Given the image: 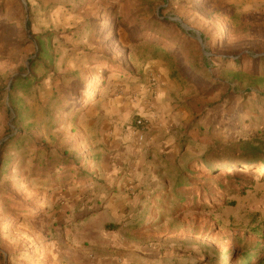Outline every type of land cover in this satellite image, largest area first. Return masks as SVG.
Returning <instances> with one entry per match:
<instances>
[{
  "label": "rangeland",
  "instance_id": "374dc122",
  "mask_svg": "<svg viewBox=\"0 0 264 264\" xmlns=\"http://www.w3.org/2000/svg\"><path fill=\"white\" fill-rule=\"evenodd\" d=\"M245 54L264 56V0H0V145L20 132L25 146L3 155L0 264H214L241 243L264 245V183L224 208L211 193L174 211L163 194L187 163L196 182L204 177L196 160L211 138L253 137L264 122V83L248 75L260 68L243 62L245 100L203 76L216 80L212 66ZM31 74L29 93L11 96L21 113L13 122L7 92ZM156 104L178 120L181 143L142 157L149 140L133 123L147 127ZM61 159L79 165H52ZM79 169L93 177L77 181Z\"/></svg>",
  "mask_w": 264,
  "mask_h": 264
},
{
  "label": "trees",
  "instance_id": "16d2710c",
  "mask_svg": "<svg viewBox=\"0 0 264 264\" xmlns=\"http://www.w3.org/2000/svg\"><path fill=\"white\" fill-rule=\"evenodd\" d=\"M170 23L173 24L172 22ZM41 51L43 50L39 48L38 56ZM243 62L249 64L252 70L260 68L261 71H263L262 73L255 74L253 72H249L248 75H259L260 82L264 83V56H254L251 54L242 55L234 60L226 59L225 57L221 58L219 64L212 66V68L218 71L216 74V80H212V77L214 76H210L207 72L203 75L204 79L210 80V84L212 85L211 90L225 88L227 94H233L234 96L235 94H238L237 98L239 100L240 98H242V100L248 99L252 95V88H245L243 95H241L240 91H238V87L242 83L241 77L245 73L243 70ZM40 63L42 62L38 60V57L34 60H30L28 62L29 70H36L40 66ZM229 63H232L233 66H227ZM204 68L205 71L209 69L207 62L204 63ZM71 75L76 76V72ZM34 79L35 77L32 74L29 76L18 75L14 78V83L7 92V101L11 102L13 107L8 111V113H13V122L18 123L21 121V113L16 110V101L12 102L11 96L16 93H22L23 95L29 93L33 84L38 83L37 81H34L33 83L32 81ZM78 83L76 91H80L85 94L86 86L83 82L79 81ZM252 117L256 118L255 114H252ZM137 120L139 119H135L133 123L134 129L144 130L145 124L137 126ZM52 127L55 128V126ZM254 131L255 135L247 138L241 137L240 132L237 131L239 135H237L234 142L228 141L224 143L220 139L211 138L212 140L210 141L208 149L200 159L196 160V163L199 165V172H203L204 175L199 182L194 180V176L197 175V172H190L188 163L182 171L178 170L177 175L172 178L170 190L163 192V194L171 198L168 202L171 201L174 211L181 210L187 201L189 204H192L193 207H196L198 201L210 199L211 193H221V195H223L222 201L216 202L217 206L223 208L231 207L235 205V200L233 198L244 196L246 191L253 187L254 180L264 183L263 173L258 174L259 172L254 170L264 169V122L260 123ZM208 134L209 132L206 133V137ZM23 142L24 139H22L20 132H18L16 135L9 137L7 141L0 145V174L8 173L11 165V163L7 164L4 161L3 155L5 150L15 148L16 151H23L25 147ZM184 145L185 141L183 140L181 148ZM26 153L27 151L22 152L21 155L23 159L19 163V167L24 163ZM60 162L61 164L54 162L52 165L56 167H77L79 165L78 162L75 163L72 159H61ZM44 168L45 167L43 166L41 167L42 170H44ZM175 168L177 167L175 166ZM226 170H230V173L223 174L222 176L218 175ZM67 174V170H61L59 176L62 181V185L67 180ZM92 177L93 176L87 177V175L81 172L80 169L76 172L77 181L87 178L91 179ZM196 183H198V185ZM193 188L196 189L198 194L194 193L195 191ZM161 201L163 200L161 199ZM198 208L200 210H204L208 209V206L204 203L198 206ZM143 223L144 221L136 223L132 230L143 229ZM152 225H154V223H152ZM104 228L107 231L117 230V226L111 223L106 224ZM2 260L3 257L0 253V261ZM214 264H264V245H255L254 247H251L250 244L241 243L237 250L229 249L223 254H220V257Z\"/></svg>",
  "mask_w": 264,
  "mask_h": 264
},
{
  "label": "crops",
  "instance_id": "0c3cea01",
  "mask_svg": "<svg viewBox=\"0 0 264 264\" xmlns=\"http://www.w3.org/2000/svg\"><path fill=\"white\" fill-rule=\"evenodd\" d=\"M156 107L157 108L155 112L143 114L144 117L148 119L146 120L149 123L147 127H145L144 130L134 129V134L137 137L138 135L141 136L142 134H145L149 140V142L145 144V148L142 147L145 149L142 152V157H145L148 148L154 147L153 152L157 155H161L164 152L173 149L174 145H177L179 142H181L182 135L179 132L173 130L177 127L178 120L173 116H167L166 114L168 113L164 111V108L161 107V105L156 104ZM142 109L141 112L145 111L144 109L146 108ZM137 144L142 145L143 143L137 141ZM142 148L138 152L142 151ZM141 183L143 184L144 181ZM145 184L147 183H144V185Z\"/></svg>",
  "mask_w": 264,
  "mask_h": 264
},
{
  "label": "built area",
  "instance_id": "2783aa9c",
  "mask_svg": "<svg viewBox=\"0 0 264 264\" xmlns=\"http://www.w3.org/2000/svg\"><path fill=\"white\" fill-rule=\"evenodd\" d=\"M144 124V122H143V120H137V122H136V125L137 126H142ZM138 130H140V129H138Z\"/></svg>",
  "mask_w": 264,
  "mask_h": 264
}]
</instances>
